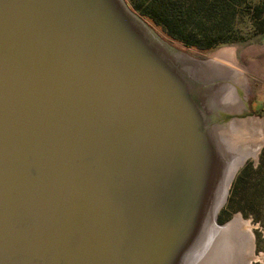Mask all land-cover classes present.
<instances>
[{"label":"water","instance_id":"water-1","mask_svg":"<svg viewBox=\"0 0 264 264\" xmlns=\"http://www.w3.org/2000/svg\"><path fill=\"white\" fill-rule=\"evenodd\" d=\"M174 51L124 0H0V264H180L200 243L221 122Z\"/></svg>","mask_w":264,"mask_h":264},{"label":"rangeland","instance_id":"rangeland-1","mask_svg":"<svg viewBox=\"0 0 264 264\" xmlns=\"http://www.w3.org/2000/svg\"><path fill=\"white\" fill-rule=\"evenodd\" d=\"M124 1L166 42L192 58L208 61L211 56L222 51L226 58L230 57L234 60L240 70L243 68L240 75L232 80L239 90L230 91H236V95L235 93L232 95L237 102L235 108L242 109L240 117L251 116L261 120L263 134L260 140L263 143L256 156L251 155L243 160L234 176L235 178L241 172L235 191L237 202L235 204L238 208L230 210L225 207L233 178L231 185L229 184L226 201L217 213L216 221L219 225H225L239 214L241 224L249 229L253 243L251 264H264V31L259 30L262 28L260 24L262 17L255 19L252 14L253 6L263 0ZM166 24L176 26L177 37L169 33ZM209 35H220L219 38L227 39V41L203 51L193 46H186L180 40V38L192 40ZM227 88L225 86L220 91ZM236 97H240V102ZM232 107V104L228 105L229 112L234 111ZM223 112L225 114L227 111ZM243 112H245L244 115ZM231 115H233L232 112ZM224 116L220 115V122L225 120ZM229 123L230 120L226 119L220 130L226 145L223 129L228 127ZM240 145L230 148L232 154L234 153L232 150L235 149V152L240 150ZM190 251L194 252V247ZM208 264H215V262Z\"/></svg>","mask_w":264,"mask_h":264},{"label":"bare ground","instance_id":"bare-ground-1","mask_svg":"<svg viewBox=\"0 0 264 264\" xmlns=\"http://www.w3.org/2000/svg\"><path fill=\"white\" fill-rule=\"evenodd\" d=\"M172 56L178 60V63L185 64L187 70H190L194 78L209 82L206 90L208 95L206 97L207 103L203 107V110L206 112L208 109L207 107H209V109L216 110L217 115H225V120H222L221 123H219L220 125L218 124L211 127L212 131L208 129L209 133H214L213 136L215 139L218 140V138H220L216 149L219 151V157L221 158V170L219 171L218 178L214 181L213 187L210 189L211 192L207 199V203L211 209L209 208L210 210H206V213L204 212L206 215L203 214L205 215L206 223L204 222V224H202L203 227L200 235L203 234L204 236L198 245L193 246L195 251H190L181 264H208L214 262L215 264H251L253 243L249 229L241 224L242 220L240 221L239 214L225 225H219L216 221L217 213L223 205L222 203H224V198H226L225 194L228 192L229 184L235 169L239 167L248 156H256L261 145L260 137L263 134L261 120L251 116L240 117L242 109L239 110L235 108V106L237 107V102L232 93L236 95V91L239 89L233 84L232 80L237 75H240L243 68L240 70L234 60L230 59V57L226 58L222 54V51L211 56L208 61L197 60L195 58L193 60L192 57H189L188 54L182 51H174L172 52ZM225 86L228 88L220 91V89ZM233 89L236 91L231 92L230 90ZM236 99L240 102V97H236ZM231 104L233 105L232 108H234V111L229 112L228 105L230 106ZM219 106H222V109ZM223 111L227 112L224 114ZM231 112L233 115H231ZM226 119L230 120L229 126L223 129L224 140L227 142V145L223 141L220 132L221 126ZM208 120H212V116H210ZM234 121H237V123H234ZM238 145H240L239 151L235 152V149L232 150L235 157L231 149ZM184 171L186 172V170ZM187 171L192 172V167H189ZM183 179L184 183L182 182L183 186L181 189L185 191L187 184L190 182L186 179V175ZM166 193H168V190L154 194L151 204H149L148 201L144 202L149 204L148 208L150 206L158 210V213H155L154 218H151L149 223L151 227L154 223H156V226H159L160 230L157 232L156 236L157 240L160 242L170 240L175 234L174 222L177 217V212L174 206L179 202V197L176 196L174 191L169 194L171 197L169 202L166 201V196L162 198V195ZM154 200L159 201V203L154 205ZM218 207L219 209L216 210ZM213 213L215 220L212 219Z\"/></svg>","mask_w":264,"mask_h":264},{"label":"trees","instance_id":"trees-1","mask_svg":"<svg viewBox=\"0 0 264 264\" xmlns=\"http://www.w3.org/2000/svg\"><path fill=\"white\" fill-rule=\"evenodd\" d=\"M252 14L253 17L255 19H258L260 17H262V21L260 22V24H262V28H260V32L264 31V0L261 1L260 3L256 4L253 6L252 8ZM169 30V33H171V35H173L174 37H177V35L175 34L178 33L176 31V26L171 25V24H166ZM220 35H209L206 37H198L192 40H187L186 38L181 39L180 40L186 45V46H193L195 48H198L200 50L206 51V50H210L214 47H216L217 45H220L222 43H226L227 39H222L219 38ZM264 149V147H263ZM241 174V172L239 174H237V176L234 178L232 186H231V190L229 193V197L227 198L225 207L230 209V210H234L236 208H238V206H236L235 203H237L235 201V191L238 187L237 182L239 181V175ZM237 200V199H236ZM240 209V208H239Z\"/></svg>","mask_w":264,"mask_h":264},{"label":"flooded vegetation","instance_id":"flooded-vegetation-1","mask_svg":"<svg viewBox=\"0 0 264 264\" xmlns=\"http://www.w3.org/2000/svg\"><path fill=\"white\" fill-rule=\"evenodd\" d=\"M245 112H243V115H244Z\"/></svg>","mask_w":264,"mask_h":264}]
</instances>
